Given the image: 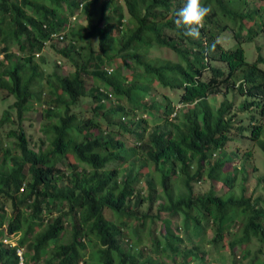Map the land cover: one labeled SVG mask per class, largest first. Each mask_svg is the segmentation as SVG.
I'll return each mask as SVG.
<instances>
[{
    "label": "trees",
    "instance_id": "16d2710c",
    "mask_svg": "<svg viewBox=\"0 0 264 264\" xmlns=\"http://www.w3.org/2000/svg\"><path fill=\"white\" fill-rule=\"evenodd\" d=\"M123 1L124 5L120 0H0V89L16 98L11 109L20 123L35 101L46 102L48 96L43 130L50 142L47 150H34L23 127L9 132L20 154L0 140V264H19L16 248L5 244V237L24 248L26 264H169L173 258L172 264H208L206 251L192 243L204 236V222L216 227V248L230 236L232 250L253 241L264 244V197L254 200L243 193L226 199L216 193L219 182L235 189L237 173L225 171L227 161H213L214 152L225 150L232 139L231 120L224 118L230 105L224 102L215 115L209 101L224 95L222 86L230 90L238 81L240 93L264 97V71L258 67L264 59L259 56L249 64L242 47L264 31V6L250 8L249 1L264 0H203L211 12L199 39L186 36L174 23L185 0ZM74 15L85 16L83 24L74 25ZM227 31L237 41L234 50H226L218 40ZM55 34L67 45L57 48L60 40L52 37ZM46 45L76 66L75 72L46 75L45 61L35 58ZM153 46L171 49L184 64L153 61L145 55ZM215 60L227 70L213 67ZM119 62L133 71L130 81L117 67ZM110 67L114 72L108 74ZM87 81L92 82L90 88ZM154 82L181 91L182 117H171L175 109L170 99H155ZM85 97L94 101L97 118L82 119L73 112ZM138 110L164 120L148 140L150 124L136 116ZM14 119L6 110L0 127ZM100 120L109 124L106 130ZM262 132L255 127L252 138L264 150ZM124 133L135 135L137 143L128 146L119 137ZM151 171L163 172L162 196ZM204 177L212 182L211 190L195 195L194 184ZM143 180L147 197L139 188ZM175 183L185 191L177 193ZM160 197L165 199L161 210L167 218L140 211L145 200L154 204ZM1 198L11 202L10 215ZM180 213L185 215V236L172 229ZM111 215L117 221L110 220ZM158 219L165 244L160 248L159 240L150 239L153 250L161 253L155 257L147 254L140 238L132 242L125 229L129 222H134L135 233L150 229ZM238 222L239 232H234ZM249 256L248 251L244 258ZM257 259L252 256L250 264Z\"/></svg>",
    "mask_w": 264,
    "mask_h": 264
},
{
    "label": "rangeland",
    "instance_id": "374dc122",
    "mask_svg": "<svg viewBox=\"0 0 264 264\" xmlns=\"http://www.w3.org/2000/svg\"><path fill=\"white\" fill-rule=\"evenodd\" d=\"M120 2L124 5V1L120 0ZM203 2V0H202ZM248 4L250 8L255 7L259 8L261 6H264V2L256 1L251 2ZM126 11V9H124ZM75 16V17H74ZM71 17L72 23H75L74 25L78 26L79 24H83L85 21V16H78L74 15ZM128 16V15H127ZM228 23V22H227ZM247 27H250V23H245ZM252 27V26H251ZM246 35V32H244L243 36ZM219 42L222 44V46L225 49H235L237 47V41L234 39L233 34L231 31H227L224 34L220 36L218 39ZM188 41L187 39L185 42ZM189 42V41H188ZM48 44V43H47ZM67 45V42L65 43H58L57 48H62L63 46ZM242 47L245 50V57L246 61L250 64H253L258 59L259 53L262 54L264 58V31H260V35L258 38L255 39V41L251 43H242ZM95 50L99 51V48L97 46V40L95 39ZM14 52H17L18 54H21L18 52V48H13ZM87 51V50H86ZM86 55V52H83V56ZM148 58L152 59L153 61L157 60H168L171 62H179L181 60V57L174 51L168 48H161L158 46H153L148 52L145 54ZM41 56V57H40ZM39 57H35L37 62L42 63L45 61V64L43 65V69L45 70L46 75H52L55 74V72L60 73L61 76H69L70 74H73L76 70V66H74L69 60L63 58L61 55H58L57 52L54 51L52 45H46V48L44 49V52L42 55L40 54ZM3 57V54L0 53V59ZM78 61L81 62V58H76ZM61 62V65L58 64V62ZM120 63V62H119ZM117 64L124 76H127L128 80H131V74L133 71L125 66L123 63ZM215 66L220 67H226L223 63L215 62ZM58 66V67H57ZM260 68L264 70V62L260 65ZM57 69V71H56ZM207 77L210 75L207 74ZM87 88H90L92 85L91 81L86 82ZM152 87L155 89V99H157L159 102H164L165 98H168L172 101L173 105L176 106V108L181 107L180 104V96L181 91L179 90H173L170 88L162 87L161 85H158L157 82H154L152 84ZM222 90L225 91V86H222ZM229 94L227 95H221L219 97H212L209 101L212 106V109L214 111L215 115L220 114L221 105L226 101H230L232 104V109L229 111L228 114H230V117L234 118V126L232 130V135L234 138L232 142L227 145L226 150L223 151H217L218 157H216V160H225L227 161L230 159L225 167V171L229 172L232 171L231 174L237 173V182L235 189L229 190L226 186H224L223 183H215L216 193L218 196H223L224 198L228 199L230 197L235 196H241L243 193H245V196L252 197L254 200L258 198L264 197V153L262 152L259 147H257L256 141L250 139L251 133L250 131L244 132L248 138H244L241 136V127L242 128H248L251 130L250 123L251 119L250 117L257 115V120L255 124H262L264 127V118L261 117L258 114V109L252 111H246L243 112L241 110V104L245 101H249L250 98L246 94H240L237 93V90L231 89ZM236 91V93H235ZM48 96L46 95L44 100L47 102ZM16 98L12 95H9L7 91L0 89V118L3 116L4 112L6 110H11L12 114L14 116V122L12 124H6L3 127H0V140L5 148H11L14 154H20L18 149L15 145V138L9 136V132L14 128L15 130H18L20 127H23L24 130L27 133L28 139L31 141V146L34 150L38 151L40 148L43 150H47L50 146V142L47 139V135L43 130V126L45 125L46 121L43 116V103L46 102H39L35 101L34 104H32L31 109L26 112L24 115V120L20 123L17 112L14 109H11L13 104L15 103ZM227 105V103H226ZM94 101L91 97H85L80 99L78 104L73 107V112L77 114L79 118L82 119H95L97 118L96 115H94L93 111ZM254 111L255 115L252 114ZM139 113H137L136 116H139L140 114H143V117H148L149 127L145 135V139L148 140L149 133L155 128L156 125L164 124V120L161 119V117L157 116L152 117L148 112H144L142 110H138ZM144 112V113H143ZM252 114V115H251ZM183 113L180 111L179 116L182 117ZM173 116V115H172ZM131 118L132 115H129ZM119 118V115L118 117ZM173 118V117H172ZM261 120V122H260ZM101 125L103 126L104 130L108 128L107 121L100 120L99 121ZM118 132V128L116 127L114 129ZM119 137L125 138V141L128 146H134L137 143V139L135 135L124 133L123 135H120ZM264 140V136L262 137ZM44 141V143H43ZM233 151V152H231ZM233 153H237V157H232L230 155ZM251 153V156L246 159L247 167L246 171L243 169L241 170L242 162L244 161L245 154ZM141 155V154H139ZM2 154H0L1 159ZM143 156V155H142ZM59 167L64 168L63 165L59 164ZM113 167V164L109 165V168L111 169ZM153 167V166H151ZM236 168H240L238 171H236ZM236 172V173H233ZM152 177L155 179V188L157 190V194L159 196H162V187H161V179L163 177V172L160 171V173L151 171ZM160 178V183H159ZM212 182L207 178L204 177V179L201 180V182H198L197 184H194V194L195 195H203L208 193L211 190ZM142 188V192L144 197H147L149 195V189L147 187V184L145 180L140 184V187ZM175 191L177 193H180L182 191H185V188L182 186L181 183H175L174 184ZM2 201L5 202V205L7 207L8 214L10 215L12 213V205L11 202L1 198ZM165 201L163 197H160L154 204H151L149 200H145L142 207H140V211L143 213L151 212V215H160L161 219L164 220L168 217L167 212H163L161 210V205ZM110 220L117 221V218L114 216L108 217ZM161 219H158L152 224L150 229L147 227L146 229H135L133 230L134 222H129L130 227L124 228L125 233L132 238V242L135 241V239H141V244L148 247L147 254L158 256V254H161L160 252H156V250H153L151 247L150 239L152 237L159 240L162 248L165 244V230H163V223ZM151 223V221H150ZM185 215L183 213H180L179 217L173 219L172 223V229L175 234L178 236H185ZM207 226V230L204 233V236H200V238H194L192 241L196 244L200 245L202 247V250H205L208 255V264H231L232 262L238 260L240 262L239 264H250L251 257L254 255L258 256L257 261H255L254 264H264V244L259 243L257 241H253L251 244H246L245 246H239L235 249H231L229 246V241L233 240V237H227L221 245L217 246V248L212 244V240L215 236V226L212 223H209L207 225L206 222H204ZM241 226V223L238 222L236 226L234 227V232H239V228ZM215 227V228H214ZM70 228V227H69ZM69 230V229H68ZM243 236L242 234L240 235ZM65 241V240H64ZM188 243V244H192ZM187 244V243H186ZM141 245V246H142ZM139 249H141L139 247ZM261 250V251H259ZM250 252L249 257H245L246 253ZM89 251L88 253H90ZM88 256V255H87ZM224 256V257H222ZM161 258V256H159ZM174 259V258H173ZM173 259L170 260V262H173ZM180 262V259H178ZM91 260H89V263ZM168 263L169 264H172ZM189 264H193V261Z\"/></svg>",
    "mask_w": 264,
    "mask_h": 264
},
{
    "label": "clouds",
    "instance_id": "9594fccd",
    "mask_svg": "<svg viewBox=\"0 0 264 264\" xmlns=\"http://www.w3.org/2000/svg\"><path fill=\"white\" fill-rule=\"evenodd\" d=\"M210 12H211V7L210 6H207L206 4H204L203 2H202V0H185V2H184V4H183V6L181 7V8H179L176 12H175V21H174V23H175V25H176V27L178 28V29H183L184 30V34L186 35V36H188V37H191V38H193V39H199L200 38V35H201V28H203V26H204V22H205V20H206V18H207V16L210 14ZM52 37H54V39H56V40H60V42L59 43H64V40L63 39H58V38H61L60 36H59V34H55L54 36H52ZM259 37V36H258ZM257 37V38H258ZM255 41V40H254ZM246 43V42H245ZM214 48H215V44H213L212 45V47H211V49H210V51L211 50H214ZM226 50H229V49H226ZM230 50H234V49H230ZM44 52V51H43ZM40 54L41 53H37L36 54V57H39L40 56ZM42 55V54H41ZM259 56H261L262 58H263V56H262V54L261 53H259V55H258V58H259ZM41 57V56H40ZM39 57V58H40ZM3 58V57H2ZM1 58V59H2ZM264 59V58H263ZM181 60L182 61H180L181 63H183V59L181 58ZM215 62H219V63H221L220 61H216L215 60ZM255 62H258V59H257V61H255ZM254 62V63H255ZM264 62V61H263ZM263 62H258L259 64H258V67L260 68V65L263 63ZM253 63V64H254ZM58 64L59 65H61V62L59 61L58 62ZM184 64V63H183ZM215 63H214V61H212V66L213 67H215V68H219V69H222L224 72L227 70L226 69V67L224 68V67H220V66H215L214 65ZM224 64V63H223ZM250 64V63H249ZM225 65V64H224ZM226 66V65H225ZM261 70H263L262 68H260ZM264 71V70H263ZM114 72V68L113 67H110V68H108V74H111V73H113ZM60 74V73H59ZM241 83V81H238L237 83H235V85H236V87H234V88H231V89H234V90H237V93H240L239 92V90H238V88H239V86L241 85L240 84ZM244 87L246 88V84H244ZM227 90L226 89V86H225V91H223L224 92V95H227V94H229L231 91H233V90ZM235 93H236V91H235ZM240 94H246V93H240ZM246 95H248V94H246ZM249 96V95H248ZM249 98H250V100L249 101H245V102H243V104H241V105H243V106H241V110H243V112H246V111H252V110H255L256 108L259 110L258 111V114L261 116V117H263L264 118V113H263V111H262V109H263V107H264V97H263V95H259V96H257V97H251V96H249ZM103 102H104V100H103ZM250 102H253V105L251 106V107H249V108H246L245 107V105H246V103H250ZM226 103L227 104H229L230 105V109L226 112V114H225V120H227V121H229V120H231V128H230V132H229V134H230V136L232 137V139H231V141H229L227 144H226V147H227V145H229V143L230 142H232V140L233 139H236V138H234L233 137V135L231 134L232 133V130H233V126H234V118H232V117H230V114H228L229 113V111L232 109V104L233 103H231L230 101H226ZM182 104L183 103H181L180 102V104L179 105H181V107H179V108H176V106H174L173 105V107H174V113H172V115H171V117H175V115L176 114H179L180 113V111H181V108H182ZM252 114H254L255 115V113H254V111H253V113ZM251 114V115H252ZM143 116V114H140L139 116ZM138 116V117H139ZM150 116H152V117H154L153 115H150ZM256 117H254V116H252V117H250V119H251V123H250V128H251V130L250 129H248V128H242V127H244V126H242L240 129H241V136L242 137H244V138H248V136H246L245 134H243L244 132H248V131H250V133H251V136H250V139H252L253 140V138H252V133H253V130H254V128L255 127H261L262 129H263V132H262V134H261V138L264 136V127H263V125L262 124H255V122H256V120H257V115H255ZM123 118V120H124V118L125 117H122ZM144 118H147L148 119V117H144ZM91 119V118H90ZM260 122H261V120H260ZM262 123V122H261ZM263 140V139H262ZM255 141V140H254ZM256 144H257V147H259V149H261L262 150V152L264 153V150L262 149V147L259 145V143L256 141ZM138 145H140L139 144V142H138ZM226 147H225V150H226ZM226 152H227V150H226ZM231 152H233V151H231ZM231 152H230V155H232V157H237L238 156V154L237 153H233V154H231ZM248 154V155H247ZM213 156H214V160L213 161H216V157H218V154H217V152H214V154H213ZM251 156V153H246L245 154V159H244V161L248 158V157H250ZM229 160V159H228ZM228 160H227V163H228ZM244 161L242 162V169H243V167H244V165L245 164H247V162L246 163H244ZM227 165V164H226ZM240 169V168H239ZM238 171V170H237ZM234 173V172H233ZM236 182H237V180H236ZM16 242V241H15ZM17 243V242H16ZM17 245H18V243H17ZM19 246V245H18ZM21 247V246H20ZM14 248H16V247H14Z\"/></svg>",
    "mask_w": 264,
    "mask_h": 264
},
{
    "label": "built area",
    "instance_id": "2783aa9c",
    "mask_svg": "<svg viewBox=\"0 0 264 264\" xmlns=\"http://www.w3.org/2000/svg\"><path fill=\"white\" fill-rule=\"evenodd\" d=\"M4 243L8 244L12 247H16V253L19 258V264H26V259H25V250L23 247H20L17 245V243L13 240H10L8 237L4 238Z\"/></svg>",
    "mask_w": 264,
    "mask_h": 264
}]
</instances>
